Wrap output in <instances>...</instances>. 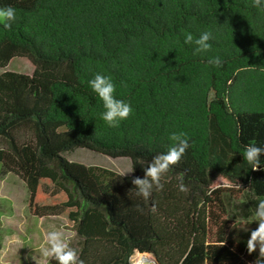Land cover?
<instances>
[{
	"label": "trees",
	"instance_id": "obj_1",
	"mask_svg": "<svg viewBox=\"0 0 264 264\" xmlns=\"http://www.w3.org/2000/svg\"><path fill=\"white\" fill-rule=\"evenodd\" d=\"M8 6L17 19L0 25V68L26 58L33 72L0 73V174L23 181L29 216L59 218L84 264H131L134 254L253 264L258 250L249 255L246 241L255 228H233L241 223L228 205L264 200V156L253 171L242 155L264 148V11L252 0H0ZM203 31L212 49L194 55L185 34ZM216 56L221 67L208 64ZM96 73L111 76L133 109L117 128L89 87ZM181 132L190 147L145 202L132 178ZM76 149L127 158L134 171L68 160Z\"/></svg>",
	"mask_w": 264,
	"mask_h": 264
},
{
	"label": "clouds",
	"instance_id": "obj_2",
	"mask_svg": "<svg viewBox=\"0 0 264 264\" xmlns=\"http://www.w3.org/2000/svg\"><path fill=\"white\" fill-rule=\"evenodd\" d=\"M252 6L264 11V0H252ZM16 19L17 13L15 8L11 6L0 8V25L10 29ZM213 39L211 31H203L198 36H194L191 32H188L185 34L184 43L193 46L194 55H200L211 51L212 44L210 41ZM208 64L221 67L223 61L219 56H216L210 58ZM88 84L103 103L105 111L101 114V118L108 127L117 128L122 121L129 118L133 112L131 104L116 97L117 86L111 76L96 73L88 81ZM170 140L173 141V145L165 153L158 154L152 157L150 162H146L147 166L144 168V177H133L131 180L133 188L136 189L135 195L142 197L145 202L149 201L154 190H163L164 183H162V180L174 166L181 162L186 150L190 147L189 138L186 133H173L170 136ZM242 155L244 162L251 166V170L258 171L261 169V157L264 156V148L247 145ZM142 164L145 163L142 162ZM133 171L134 167L122 173V176ZM222 176L223 174L218 177L217 181ZM179 180V191L183 193L189 192L190 189L183 182V175L179 177ZM227 187L238 189L241 188V185L239 183L228 184ZM140 210L142 211V209ZM150 211L153 213L157 211L155 203L152 204ZM253 222H256L258 226L250 230V236L246 241L247 252L251 255L258 250V256L253 264H264V200H261L257 204L254 217L250 223L242 222L240 227H236L234 223L233 228L249 231L247 225ZM39 253L42 264H50L51 261H55L56 264H84L77 250L71 246V237L60 229H54L45 233Z\"/></svg>",
	"mask_w": 264,
	"mask_h": 264
},
{
	"label": "rangeland",
	"instance_id": "obj_3",
	"mask_svg": "<svg viewBox=\"0 0 264 264\" xmlns=\"http://www.w3.org/2000/svg\"><path fill=\"white\" fill-rule=\"evenodd\" d=\"M5 71L30 75L33 67L26 58H14L5 68H0V73ZM65 157L86 166L110 169L121 176L131 168L127 158L112 159L86 149H76ZM27 197L25 184L19 177L11 173L0 174V264H42L39 248L45 233L54 229L67 233L71 237L72 247L76 244L74 233L66 229L59 218L52 216L39 220L30 217L26 210ZM241 204L245 207H240ZM256 206L243 196L239 200L230 201L228 210L238 222L250 223ZM243 208L247 211L246 216ZM257 226V223L253 222L247 225V228L250 230ZM135 258L136 256H133L132 260Z\"/></svg>",
	"mask_w": 264,
	"mask_h": 264
},
{
	"label": "water",
	"instance_id": "obj_4",
	"mask_svg": "<svg viewBox=\"0 0 264 264\" xmlns=\"http://www.w3.org/2000/svg\"><path fill=\"white\" fill-rule=\"evenodd\" d=\"M141 257H142V260H143V264H150V263L151 264L152 263L156 264L155 260L150 258V257H148L147 255H142Z\"/></svg>",
	"mask_w": 264,
	"mask_h": 264
},
{
	"label": "built area",
	"instance_id": "obj_5",
	"mask_svg": "<svg viewBox=\"0 0 264 264\" xmlns=\"http://www.w3.org/2000/svg\"><path fill=\"white\" fill-rule=\"evenodd\" d=\"M133 256H136L135 260H132L133 259ZM133 256L130 258L131 264H136V262L140 259V257L142 255H140V254H134Z\"/></svg>",
	"mask_w": 264,
	"mask_h": 264
},
{
	"label": "bare ground",
	"instance_id": "obj_6",
	"mask_svg": "<svg viewBox=\"0 0 264 264\" xmlns=\"http://www.w3.org/2000/svg\"><path fill=\"white\" fill-rule=\"evenodd\" d=\"M137 264H143L142 257H140V259L137 261ZM150 264H151V263H150ZM152 264H155V263H152Z\"/></svg>",
	"mask_w": 264,
	"mask_h": 264
},
{
	"label": "crops",
	"instance_id": "obj_7",
	"mask_svg": "<svg viewBox=\"0 0 264 264\" xmlns=\"http://www.w3.org/2000/svg\"><path fill=\"white\" fill-rule=\"evenodd\" d=\"M34 219H36V218H34ZM39 220H45V219H39Z\"/></svg>",
	"mask_w": 264,
	"mask_h": 264
}]
</instances>
